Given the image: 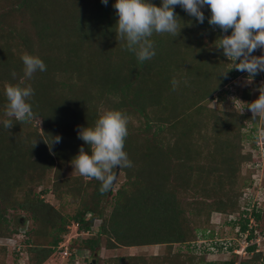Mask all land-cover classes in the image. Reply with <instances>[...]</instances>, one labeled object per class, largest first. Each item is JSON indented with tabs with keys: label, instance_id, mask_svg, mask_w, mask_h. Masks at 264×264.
<instances>
[{
	"label": "trees",
	"instance_id": "trees-1",
	"mask_svg": "<svg viewBox=\"0 0 264 264\" xmlns=\"http://www.w3.org/2000/svg\"><path fill=\"white\" fill-rule=\"evenodd\" d=\"M115 2L108 0L105 6L101 0H0V121L7 119L5 85H30L34 95L28 102L43 124L39 133L26 132L28 122L13 119L11 129L0 123V237L12 232L7 210H20L37 225L26 233L29 264H43L60 251L68 233L65 218L37 195L29 198V189L23 199L15 198L17 189L40 182L45 173L53 172L55 192L63 187L64 193L72 192L81 200L90 192L91 206L85 204L70 218L79 231L90 232L94 221L103 219V204L111 190L101 194V183L95 178L69 180L61 170L81 147L91 155L90 147L78 138V129L93 127L100 105L111 104L109 110L141 117L146 133L140 140L137 134L126 137L124 151L132 166L120 169L126 182L112 196V212L107 225L103 219L99 234L108 239V249L119 245L166 249L163 254L118 258L110 264H212L201 252L172 255V246L189 248L198 240V231L204 233L205 225L212 223L213 212L226 217L237 214L238 221L225 219L219 225V231L239 227L237 235L246 232L249 219L261 220L260 212L253 210L250 218L241 209L245 184L241 165L254 161L250 153L241 152L243 129L250 123V133H257L259 120L252 119L245 104L254 100L245 89L236 95L245 112L229 102V111L207 106L214 95L226 101V85L241 73L231 69L223 50L216 48L215 41L231 35V29L225 33L209 25L207 6L201 9L202 24L174 6L180 33H154L150 39L156 55L141 63L116 37ZM148 2L161 6V0ZM66 24L72 32L63 29ZM25 53L39 57L46 71L24 78L21 56ZM253 78L264 79V72ZM173 79L178 82L175 90ZM57 136L59 143L54 140ZM31 238H42L45 244ZM80 243L92 253L98 245L90 239ZM255 249L252 244L246 250L254 255L251 261L264 260V253Z\"/></svg>",
	"mask_w": 264,
	"mask_h": 264
},
{
	"label": "rangeland",
	"instance_id": "rangeland-1",
	"mask_svg": "<svg viewBox=\"0 0 264 264\" xmlns=\"http://www.w3.org/2000/svg\"><path fill=\"white\" fill-rule=\"evenodd\" d=\"M72 26L75 27L77 25ZM67 27L69 28L68 30L72 32V27L68 24H66L63 29ZM252 55L257 57L264 55V50L257 49L252 53ZM237 63H239V61H237ZM229 66H233V63L230 61ZM232 69L235 72L238 71L235 68ZM259 74L262 75V72ZM247 78L248 73L241 72L238 76H236L235 79H231L226 85L229 91V95L226 96L227 102L220 101L218 96L214 95L213 99L207 103V106L211 109H222L226 111H229V108L231 109L232 107L239 109L241 112H245V109L242 108L241 103L233 101V98L238 100L239 94H242L241 92H243L245 89H248L251 94V98L253 100L258 99L259 92L255 91V89L259 87L261 82H264L263 78H253L252 82L248 83ZM109 97L111 96L108 95L107 100ZM117 99L119 100V98ZM111 100H109V102ZM114 100L116 99L114 98ZM105 101L106 100H104V102ZM228 102L232 103L233 105H230V107L227 104ZM110 107H112L111 104L102 106L100 105L99 115H101L104 111L109 110ZM126 117L128 119V133H131L132 136L135 137L139 135V140L143 139V133H146L144 120L134 112H127ZM28 123L29 124L24 129L26 132H41L43 124L40 118H36L35 120ZM263 126L264 120L259 119L258 129L262 128ZM251 128L252 125L248 123L247 127L243 129L245 137L242 141L241 152L243 154L250 153L254 161L246 162L241 165V178H244L245 180V184L242 186L243 188H241L243 192L241 199V209H245L248 212L247 217L250 218H252L251 212L253 210L256 213L260 212L261 220L256 222L255 219H249L246 232L242 235H237L235 231H237L239 227H236L234 231H231L230 228L226 226L223 228L224 230L221 228L219 231V225H221L222 220L226 219L228 222L238 221L239 216L237 214L226 217L213 212L210 216L212 223H209L208 226L205 225L206 229L204 233L202 230L198 231V240L190 244L189 248L184 247V245H173L171 251L172 255L175 253H184L185 250H188L191 252H201L204 254L206 262L212 264H223L225 262H229L230 260H233L234 264H264V260H255V262L251 261L254 255L252 256L251 253H247L246 251V247H249L254 243L256 246L255 252L260 251L262 255L264 253V234H262V231L264 230V139H259L257 133L251 134ZM61 173L62 176L65 178L68 177L69 180L73 178H81L84 182L90 181L89 178L83 177L77 171H75L71 163H67L65 166H63ZM112 174L116 177L114 187L111 189V194L107 195L102 209L103 219L104 221L106 220L104 224L106 225L107 220L112 212V196L115 194L117 189L126 182L125 174L120 169L118 171L117 169H114ZM52 177L53 172L45 173L40 182L36 181L35 183L28 184L27 187L21 188V190L17 189L15 192L16 199H23L27 194V192L24 190L29 189V198H33V194L37 195L43 200L44 203L54 207L68 222L66 226L68 233L65 235V238H63V243H65L67 246L68 244H71L70 254L72 255L69 256L70 254L67 250V254H64V250H57L43 264H110V260L118 258H139L149 256L151 253L158 255L165 252L166 248L164 246L124 247L119 245L113 249H108L106 247L108 239H106L105 236L99 234L101 225H103L102 218L96 219L94 221L90 232L79 231L76 222H74L72 219L70 220V218L75 216L78 211L80 212L85 204L91 206V199H89L90 192L86 193V196L84 197L85 200H81V197H77L76 194H73L72 192L64 193L63 187H59L58 192H55L53 190ZM34 178H36V176H34ZM73 185H75V183H72L70 186ZM245 201H247L248 205L244 204ZM88 217H90V214H88L85 219H88ZM5 218L7 219L8 227L12 232H10L9 236L7 237H0V248H5V252H2L0 249V264H29V255L28 251L26 250L27 246L25 244V241L27 240L26 233L33 227H37V225L33 224L32 220L29 218V213H23L20 210H7L5 213ZM230 226L232 227V224ZM211 229L214 230L210 233ZM249 230L252 231L251 235L254 237L251 240L247 239L250 233ZM85 239L97 241L98 245L93 253L87 248L83 249L84 246L80 243V241ZM33 241L35 243L45 244V241L42 238L38 240L33 239ZM230 249H234L236 252L231 254L229 253ZM249 261L251 262L248 263ZM129 264H133V262H130Z\"/></svg>",
	"mask_w": 264,
	"mask_h": 264
},
{
	"label": "clouds",
	"instance_id": "clouds-1",
	"mask_svg": "<svg viewBox=\"0 0 264 264\" xmlns=\"http://www.w3.org/2000/svg\"><path fill=\"white\" fill-rule=\"evenodd\" d=\"M101 2L105 6L108 4V0ZM174 6H180L201 24L205 20L201 9L207 6L211 12L209 25L218 26L225 33L231 29V35H224L215 43L216 48L222 49L224 56L233 63L232 68L247 72L248 83L255 75L264 72V55H252L257 49L264 50V0H161L159 7L148 0H116L113 5L118 16L116 37L126 42L127 50L134 53L141 63L152 59L156 55L150 39L154 33L173 36L180 33ZM21 60L26 79H31L37 71H46V65L39 57L25 53ZM12 76L15 78L16 73L12 72ZM171 83L175 90L178 82L173 79ZM255 91L259 92L258 99L245 105L252 113V119L264 120V82ZM33 95L34 89L30 85H5L7 104L4 115L7 119L0 121L4 128L11 129L13 119L21 123L36 119L28 102ZM233 101L241 103L235 98ZM127 123L128 119L122 112L106 110L93 127L78 129V138L90 147L91 155L81 147L79 154L71 160V165L81 176L99 181L101 194L114 187V169L132 166L124 151ZM257 136L264 139V128L258 129ZM60 139L59 136L54 138L56 143Z\"/></svg>",
	"mask_w": 264,
	"mask_h": 264
},
{
	"label": "built area",
	"instance_id": "built-area-1",
	"mask_svg": "<svg viewBox=\"0 0 264 264\" xmlns=\"http://www.w3.org/2000/svg\"><path fill=\"white\" fill-rule=\"evenodd\" d=\"M226 88H227V86H226ZM255 242H256V241H255ZM253 244H254V243H253ZM251 245H252V244H251ZM246 248H248V247H246ZM59 249L62 250V251L64 250V254H67V253H66V250L69 251V254H70V244H68V246H67L65 243L62 242V243L60 244V246H59ZM245 250H246V249H245ZM233 252L235 253L236 251L233 250ZM71 255H72V254H70L69 256H71ZM66 256H67V255H66Z\"/></svg>",
	"mask_w": 264,
	"mask_h": 264
},
{
	"label": "crops",
	"instance_id": "crops-1",
	"mask_svg": "<svg viewBox=\"0 0 264 264\" xmlns=\"http://www.w3.org/2000/svg\"><path fill=\"white\" fill-rule=\"evenodd\" d=\"M150 248H151V247H150ZM150 250H152V249H150ZM151 252H152V251H151ZM151 255H154V256H155L156 254H155V253H151Z\"/></svg>",
	"mask_w": 264,
	"mask_h": 264
},
{
	"label": "water",
	"instance_id": "water-1",
	"mask_svg": "<svg viewBox=\"0 0 264 264\" xmlns=\"http://www.w3.org/2000/svg\"><path fill=\"white\" fill-rule=\"evenodd\" d=\"M119 170V167H117V171Z\"/></svg>",
	"mask_w": 264,
	"mask_h": 264
}]
</instances>
